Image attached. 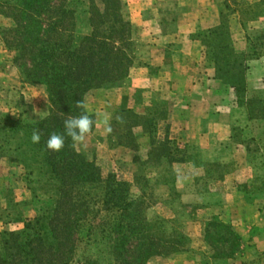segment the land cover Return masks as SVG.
<instances>
[{"label":"trees","instance_id":"1","mask_svg":"<svg viewBox=\"0 0 264 264\" xmlns=\"http://www.w3.org/2000/svg\"><path fill=\"white\" fill-rule=\"evenodd\" d=\"M231 3L238 5V0H226L224 5L230 9ZM262 5L264 0L254 7ZM0 6L15 24L7 30L12 36L9 46L18 52L16 63L25 81L45 86L51 103L47 118L29 125L9 119L0 129L8 133L6 144L19 138L13 151L0 146V159L12 153L10 162L24 170L31 204L38 208L34 218L23 220L22 231L0 233V264H148L154 257L186 252L188 239L168 235L165 221H149L144 200H132V183L114 171L105 174L95 159L78 151L77 142L66 136L60 152L46 148L50 135L64 134V121L70 117L89 115L94 130V116L86 110L92 90L130 85L138 48L124 0H0ZM253 13L258 19L250 10ZM222 18L220 27L197 32L193 40L206 49L216 78L236 91L240 107L251 119H264V96L247 98L248 57L235 50ZM142 93L138 91L139 98ZM147 112L121 111L116 144L136 149L135 130L141 128L169 164L184 162L185 156L177 158L168 147L175 144L168 138L158 142L156 137L160 123L167 122L166 104ZM34 130L41 136L38 144L31 140ZM81 246L94 248L96 254L77 263Z\"/></svg>","mask_w":264,"mask_h":264},{"label":"crops","instance_id":"2","mask_svg":"<svg viewBox=\"0 0 264 264\" xmlns=\"http://www.w3.org/2000/svg\"><path fill=\"white\" fill-rule=\"evenodd\" d=\"M145 1L124 0L128 18L136 34H148L153 38L148 62L134 67L130 76L132 84L120 89L118 95L114 94L115 98H111L113 95L109 91L92 90L90 94L94 93L97 99H94L93 106L87 105L86 110L90 115L110 111V117L103 114L101 119L107 118L112 131L117 129L119 132L121 111L133 110L143 115L160 102L166 104L168 117L164 137L173 144L188 149L185 161L174 163L175 181L171 189L166 187L169 194L178 195L183 205L200 207L205 211L207 218L202 223L199 220H187L198 229L203 228L204 249L207 246L205 236L209 222L211 218L217 217L222 223L233 227L240 237V248L250 255L257 249H263L264 245L259 240V233L264 231V225L261 224L264 217V204L261 202L264 192L256 193L255 203H248L240 211L232 201L241 195L245 198L247 194L236 188V174L224 172L218 176L216 181L222 187L217 192L210 190L209 193H203L199 188L200 180L213 179L212 167H225L243 157L245 164H249V148L243 149L242 145L235 142L236 127L241 120L249 125L264 126V119H251L247 109L240 107L236 91L216 78L215 64L207 56L206 49L200 41L193 40L196 29L202 32L222 25L221 3L224 4L226 0H185L178 9L172 3L173 0H159L161 3L155 7L148 6ZM240 42L234 48L248 57L247 98L262 99L264 56L257 53L248 38ZM138 91H143L141 103ZM255 91L258 93L254 94ZM46 114L37 117V120L44 119ZM102 120H98L97 129L103 125ZM259 134L263 136L264 132L260 131ZM136 136V149L117 145L113 138H106L107 134L100 146L108 154L128 153V160L136 171H140L141 166L136 157L148 155L154 148L150 134L141 131ZM191 156L196 160L189 158ZM3 227L1 223L0 231H7ZM192 254L190 251L169 257H156L149 264H194ZM238 255H234L229 261L238 262L236 258L241 259Z\"/></svg>","mask_w":264,"mask_h":264},{"label":"rangeland","instance_id":"3","mask_svg":"<svg viewBox=\"0 0 264 264\" xmlns=\"http://www.w3.org/2000/svg\"><path fill=\"white\" fill-rule=\"evenodd\" d=\"M259 2L260 0H238V5L231 3L230 9H227L223 3H221V6L232 34L234 46L239 45L241 40L248 38L252 41V46L257 50V53L264 56V6L254 7ZM145 3L148 6L152 7L154 5L153 7H155L161 1L146 0ZM172 3L177 8L182 1L173 0ZM252 9L256 11V15L259 16L258 19H253L255 18L254 13L249 14ZM241 21H244L245 25H242ZM14 25L13 20L4 14V9L0 6V129L9 119H21L28 125L34 124L43 120H37V117L40 118L45 113H47L45 116L47 118L51 108L47 88L41 85L32 86L28 84L25 81L23 70L16 63L18 52L9 46L12 36L7 33V30L12 29ZM197 32L198 30L196 29L195 34ZM136 40L138 48L137 64L148 62L153 41L152 36L136 34ZM252 74L251 72V80L253 81L254 76ZM130 84H132L131 78ZM106 91L111 92L113 95L111 98H115L114 94L118 95L120 89ZM257 93V91L254 92V94ZM145 97L147 98V96ZM142 98L143 94L139 98V102H142ZM94 99H97L96 95L89 93L86 97V106H93L95 103ZM158 105L161 106L164 103L160 102ZM147 113L146 111L143 115H147ZM103 114L98 112V115H93L95 128L89 133L93 135L90 136L88 134L83 143L77 142L78 151L84 154L88 160L93 161L95 159L105 174L114 171L122 179L132 183V200H144L147 219L149 221H165L168 235L178 233L188 239L186 252H193L192 259L194 264H264V245L262 246L263 249H257L256 252L253 251L248 255L245 250L243 251L240 248V240L235 237L236 233L233 227L230 225H228L229 228L224 227L217 217L211 218L209 222L213 226H211L205 236L208 247L205 246L204 249V244L202 243L203 228L198 229V227L191 225L187 220H195L194 222L199 220L202 223L207 218L205 211L200 207L183 205L180 203L178 195L169 194V190L166 188L169 187L171 189L175 181L174 163L169 164L166 159H163L161 157L162 151L156 152L159 149L158 145H156L157 149L151 150L150 154L136 157L141 166L140 171L134 169L130 160H128V153L120 155L106 153V149L100 146L102 145V140L106 134L108 140L111 138L116 140V136L113 133L116 134L118 132L116 131L117 129H114L110 134L106 133L104 123L97 129L98 120H102L101 116ZM109 114L110 111L104 115L108 118L110 117ZM104 120L102 121L104 122ZM236 128L235 142L242 145L243 149L249 148V164H245L246 161L243 157L242 159H236L234 163H229L231 165L225 167H212L213 179H209L210 181L206 179L200 180L199 188L203 193H209L210 190H214V192L217 189L221 190L222 185L220 186L216 181L218 176L224 172L236 174V188L247 194L245 198L241 195L240 198H235L232 201L233 205L241 211L244 210L248 203H255L254 195L256 193L264 192V135L260 136L259 134L260 131L264 132V126L249 125L245 123V120H241ZM141 131V128H137L135 133L139 134ZM164 133L165 124L160 123L156 134L158 142L163 143L165 141ZM6 134L8 135V133L0 130V146L3 145L7 151L9 149L13 151L18 145L19 138L8 139L10 142L6 144L4 142L7 140ZM168 147L173 154L177 153L175 155L177 158H181L184 155L186 158L188 155L187 148L179 147L176 144H170ZM176 148L178 149L177 152L174 151ZM193 153L196 154V151ZM11 155L12 153L9 152L5 154L6 157L0 159V224L3 223V228L9 232H18L24 228L23 220L34 218L38 214V208L31 204L32 193L27 189V184L23 181L24 170L17 164L10 162L9 156ZM157 155L161 158L157 157ZM189 158L194 159L193 156ZM261 202L264 204V195ZM262 223L264 225V217L263 221H261ZM2 232L5 231H0V233ZM259 235V240L264 242V231L261 234L259 233ZM89 249L81 246L76 257L77 263L82 261L85 256L96 254L94 248L91 251ZM236 254H239L238 256H241V259L238 257L236 258L238 262H230L229 260L233 259Z\"/></svg>","mask_w":264,"mask_h":264},{"label":"clouds","instance_id":"4","mask_svg":"<svg viewBox=\"0 0 264 264\" xmlns=\"http://www.w3.org/2000/svg\"><path fill=\"white\" fill-rule=\"evenodd\" d=\"M80 106H83L82 104ZM105 132H112L111 125L106 118L104 120ZM94 121L89 115L84 114L79 117H70L64 121V134L53 133L47 140L46 148L51 152H60L65 146V137H70L73 142L83 143L85 137L92 131ZM31 140L34 144L41 141V136L38 131H33Z\"/></svg>","mask_w":264,"mask_h":264}]
</instances>
